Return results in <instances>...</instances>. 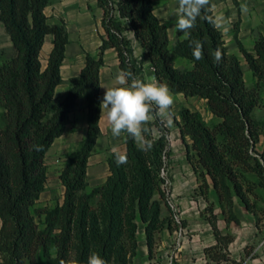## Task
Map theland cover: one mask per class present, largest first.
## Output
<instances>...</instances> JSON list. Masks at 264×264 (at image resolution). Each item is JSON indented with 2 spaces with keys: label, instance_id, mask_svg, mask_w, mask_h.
Wrapping results in <instances>:
<instances>
[{
  "label": "trees",
  "instance_id": "obj_1",
  "mask_svg": "<svg viewBox=\"0 0 264 264\" xmlns=\"http://www.w3.org/2000/svg\"><path fill=\"white\" fill-rule=\"evenodd\" d=\"M210 3L213 5L212 0ZM48 4L49 0H0V22L14 50L0 64L3 264H60L61 260L87 264L93 252L107 264H132L139 222L145 225L150 254L157 235L173 230L171 217L162 216L167 198L162 172L171 155L169 130L157 114L143 134L151 141V148L143 149L123 134L126 162L118 166L116 155L120 153L112 152L107 159L106 182L87 192L89 158L99 138L101 69L104 53L110 48L117 52L122 71L147 82V62L157 82L166 84L173 94L206 101L217 121L208 124L199 112L188 108L180 111L178 121L187 160L201 179L198 188L208 201L213 186L227 222H239L234 212L236 197L252 210L250 196L264 189V120L254 117L255 109L263 107L264 37H256L253 51L238 42L257 78V83L248 87L240 60L229 53L221 30L208 20L198 18L190 38L177 30L173 51L192 63L190 68H178L169 47L168 26L156 15L153 0H97L103 11L102 43L96 55L86 53L80 75L71 79L67 95L57 101L55 91L63 82L61 67L69 36L64 24L49 25L45 14ZM202 15L215 17L213 8ZM130 30L143 48L140 59L134 56L133 42L127 35ZM47 35L53 36V47L43 68L41 50ZM190 40L203 43V59L194 58ZM217 49L223 54L218 63L213 56ZM80 98L87 101L88 127L79 147L67 155L59 175L65 189L63 202L34 209L48 181L47 152L65 133ZM36 145L42 150H35ZM204 213L219 242L207 248L206 254L216 262L228 261L223 250L233 237L220 233L212 203ZM36 215L45 216L43 229Z\"/></svg>",
  "mask_w": 264,
  "mask_h": 264
},
{
  "label": "crops",
  "instance_id": "obj_2",
  "mask_svg": "<svg viewBox=\"0 0 264 264\" xmlns=\"http://www.w3.org/2000/svg\"><path fill=\"white\" fill-rule=\"evenodd\" d=\"M153 1L156 15L168 26L169 47L174 64L183 65L185 68L192 67L189 60L175 55L173 47L177 29L175 26L170 27L169 19L162 18L157 14L156 0ZM166 2L168 9H171L177 0H166ZM212 2L215 6L213 8L214 15H221L225 18L224 25L219 29L223 34L229 53L240 60L244 70L245 83L248 87H253L257 83V78L241 52L238 42L247 50L253 51L256 37H264V0H212ZM242 3H246L249 7L247 14L241 13L240 5ZM45 14L48 17L49 25L64 24L69 36L65 60L61 67L63 82L57 86L55 91V100L58 101L67 95L71 79L80 75L85 65L86 53L92 55L98 53L102 43L101 35L105 33L101 23L103 11L98 7L97 0H49ZM130 37L135 39L132 30ZM52 42L53 36L47 35L41 50L43 68L47 66V60L53 47ZM141 50L143 52L142 47ZM13 53L14 50L10 57ZM104 61V66L101 69V100L106 91L105 88L114 86L116 75L122 71L117 52L114 49L110 48L105 51ZM176 95L184 96L183 94ZM262 97L264 101V92ZM201 100L205 103L209 119L217 121L218 119L208 111L206 101ZM262 114V107L255 109L254 117L256 119H262ZM87 115V101L85 98H80L75 109L70 113V123L67 125L65 133L56 139L47 152L46 164L50 160L55 167L58 165H60L59 168L63 167L64 155L75 150L85 138L88 127ZM118 144L119 146H117ZM112 152L126 154L124 135L112 136L106 110H103L99 121V138L88 163L89 184L90 182L99 183L102 178L109 176L107 159ZM186 164V173L180 170L172 172L173 193L170 199L171 204L173 201L178 203L176 221L180 224L179 228L165 229L159 235L153 252L150 254L145 225L139 222L138 248L132 264H264V189L259 188L257 195L250 196L252 210H249L238 197L235 198L234 212L239 222H227L219 206L215 209L220 233L223 236L233 237L232 242L223 250L228 254L229 260L216 262L206 254L207 248L217 246L219 243L213 227L204 213L209 203L204 197L195 196L194 190L200 185V180L192 171V166L189 163ZM89 186L87 187L88 193L94 188L89 190ZM64 191L63 187V193ZM43 194L44 192L41 196ZM215 198V190L211 185L210 199L213 201ZM169 214V210L163 206L162 216L166 217ZM1 226L0 219V229ZM0 264H3L1 257Z\"/></svg>",
  "mask_w": 264,
  "mask_h": 264
},
{
  "label": "clouds",
  "instance_id": "obj_3",
  "mask_svg": "<svg viewBox=\"0 0 264 264\" xmlns=\"http://www.w3.org/2000/svg\"><path fill=\"white\" fill-rule=\"evenodd\" d=\"M210 0H179L177 7L176 29L185 34V38L191 37V30L196 27L198 18L206 19L213 27H222L225 18L217 15L204 16L205 10L214 8ZM241 13L247 14L249 7L246 3L240 5ZM192 55L196 60L203 59V43L199 40H190ZM220 49L213 53L214 62L222 59ZM129 78L130 82H129ZM115 85L105 88L103 99L100 103L101 114L106 110L108 123L111 127L113 137L127 134L139 142L143 149L151 148V141L145 140L144 133L152 122L154 114L159 115L166 121L168 126L172 124L171 109L174 105V97L166 84L145 82L133 76L130 72L121 71L115 77ZM104 88V87H103ZM35 150L41 151L42 146H34ZM126 162V157L116 155V163L119 166ZM60 264H71V262L60 261ZM87 264H107L99 253L93 252L89 255Z\"/></svg>",
  "mask_w": 264,
  "mask_h": 264
},
{
  "label": "rangeland",
  "instance_id": "obj_4",
  "mask_svg": "<svg viewBox=\"0 0 264 264\" xmlns=\"http://www.w3.org/2000/svg\"><path fill=\"white\" fill-rule=\"evenodd\" d=\"M166 3H167L166 0H156L157 14L162 18L169 19V25H170V27H173L176 25V22H177V15H176L177 2H176V4H173L171 9H168ZM130 31L127 32V35L133 42L134 56L136 58L140 59L141 55L143 53L141 50V46L136 42L135 39L131 38L132 36L130 37ZM12 52H13V48H12V44L10 42L9 36L6 33L4 26L0 22V62L9 58L10 55L12 54ZM175 66L178 68H185V67H183V65L176 64ZM144 76H145L147 82L158 83L155 76H154L153 69L151 68L150 64L147 62L144 64ZM173 97H174V105L171 109L173 122H172L171 126H168L166 121H164V119L162 117L161 118H162L163 122L165 123L167 129L169 130V145H170V150H171V155L167 159V167L162 172V175L165 178V182L162 185V188L164 189V191L167 195L165 204L163 206L166 209H168L170 212L169 216L172 219V227L174 229V228H179L178 226L180 224H178L176 221V216L178 213L177 209L179 208L178 203H177V201H173L171 204V199H170L171 195L173 193V187H172L173 175H172V172L174 170H178V171L180 170L181 172L186 173V171H187L185 169V168H187L186 163H189L187 160V155H186V146L182 140L180 129L178 127V121H180L179 113L183 108H188L192 111L199 112L200 115L202 116V118L208 124L215 122V121H212L211 119H209V115L207 114V110L205 108V103L201 99H198V98H191L190 99V98H185V96L176 95V94H173ZM262 112H263V114L261 116L262 119H257L258 121L264 120V101H263ZM154 133L156 136L159 135V132L157 129H155ZM117 146H119V144ZM262 147H263V140H261L259 145H258L259 150H261ZM75 150H73V151H75ZM73 151H71V152H73ZM71 152H69V153H71ZM69 153H66L63 157L64 158L63 167L66 163L67 155ZM46 165L48 167V181L46 184V185H48V188L45 189L44 194L40 197V199L38 200L34 209L35 208H43L46 206L54 207L56 205H60V204H62L63 199H64V197H63L64 196L63 185H62L61 180L59 178V175H60L63 167L59 168L60 165H58V167H55V165L52 164L50 162V160L47 161ZM192 169H193V167H192ZM192 171L195 173L194 169ZM188 172H189V170H188ZM105 175H106V173H105ZM195 176H197V178L200 180V184H201V179L199 178V176L197 174ZM107 177L105 176L104 178H102V180L99 183H91L90 182V184H89L90 186L88 189L91 190L92 187H97V186L103 185L106 182ZM105 178H106V180H105ZM52 192H53V194H52ZM194 194H195V196L197 195V196H202L205 198V196H203L201 194L199 188L194 190ZM51 195H53L52 196L53 198L51 197ZM205 199H207V198H205ZM215 199L213 201H211L210 194H209L207 202L212 203L216 209V208H218L219 205H217V203H218L217 198H215ZM34 209L32 210L33 213H34ZM44 219H45V216L36 215V221L39 224L41 229H43L45 227ZM182 224H183V221H182ZM161 233H159L157 235V239ZM43 261H44V259L41 258L40 263H42Z\"/></svg>",
  "mask_w": 264,
  "mask_h": 264
}]
</instances>
